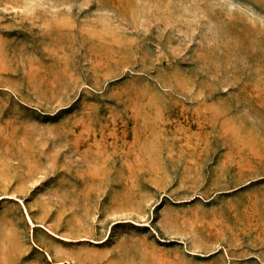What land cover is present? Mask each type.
Wrapping results in <instances>:
<instances>
[{"label":"rangeland","instance_id":"374dc122","mask_svg":"<svg viewBox=\"0 0 264 264\" xmlns=\"http://www.w3.org/2000/svg\"><path fill=\"white\" fill-rule=\"evenodd\" d=\"M0 264H264V0H0Z\"/></svg>","mask_w":264,"mask_h":264}]
</instances>
